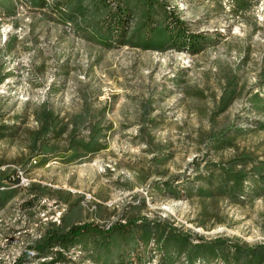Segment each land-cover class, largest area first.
Wrapping results in <instances>:
<instances>
[{"label":"rangeland","instance_id":"obj_1","mask_svg":"<svg viewBox=\"0 0 264 264\" xmlns=\"http://www.w3.org/2000/svg\"><path fill=\"white\" fill-rule=\"evenodd\" d=\"M5 1L0 172L20 182L1 187L14 194L0 205V264H103L79 250L27 255L50 231L75 223L132 219L129 246L141 264L163 259L153 240L143 245L142 226L194 243L264 244V197L237 205L163 188L183 180L196 194L207 163L264 160V111L253 102L256 95L264 100V0L171 2L187 29L206 38L196 52L132 45L141 37L138 11L128 34L133 43L120 45L98 0H49L45 8ZM96 125L105 135L99 150L72 158V141H89ZM227 139L234 146L217 150ZM165 264L188 261L176 253Z\"/></svg>","mask_w":264,"mask_h":264},{"label":"trees","instance_id":"obj_2","mask_svg":"<svg viewBox=\"0 0 264 264\" xmlns=\"http://www.w3.org/2000/svg\"><path fill=\"white\" fill-rule=\"evenodd\" d=\"M134 1L98 0V4L105 5L109 12L107 25L120 45L133 43V38L128 39V34L131 28L130 22L134 16L136 17V13L139 14L136 32L141 37L137 43L132 44L134 46L144 49L157 48L162 51L174 49L179 52H196L198 42L206 39L205 37L204 40L200 39L196 33L187 29L182 19V9L177 3H174L173 7L170 6L175 0H136L138 4L135 6ZM69 3L72 4L70 0L61 1V4ZM34 4L45 8L49 0H34ZM6 5L5 0H0V10H7ZM234 5H239L238 0L234 1ZM243 9L244 6L237 8L238 11ZM230 99L225 102L223 108L229 104ZM253 102L264 111V100L259 95L254 97ZM63 132L64 129L57 131L58 136ZM104 136L102 129L96 125L91 129L89 141L73 140L72 158H83L98 151L99 140ZM233 146V142L227 139L217 144L216 148L224 150ZM205 170V173L196 176V180L200 182L196 194H193L194 186L182 179H179L182 180L180 183H169L163 188L173 193L183 191L190 197L197 195L201 199H225L237 205L245 204L257 197H264V160L258 161L249 155H243L228 161L209 162ZM3 180L19 183L20 177L17 174L11 176L0 172V205L6 204L14 194L11 188H1L5 186ZM135 224L132 219L126 223H114L109 227L95 223H75L64 230L50 231L35 246L29 248L30 252L27 255L33 252L40 257L50 252L62 256L79 250L96 263L141 264L140 253H134V249L129 246V238L134 233ZM157 226L156 228L142 226L138 236L144 246L153 240L162 248L163 259L158 264H165L166 260L176 253L185 255L188 264H196L197 261L209 264L211 258L220 259L225 264H264V244L228 245L227 242L219 239L194 243L186 236H180Z\"/></svg>","mask_w":264,"mask_h":264},{"label":"built area","instance_id":"obj_3","mask_svg":"<svg viewBox=\"0 0 264 264\" xmlns=\"http://www.w3.org/2000/svg\"><path fill=\"white\" fill-rule=\"evenodd\" d=\"M36 161V160H35ZM110 225H107V227H109Z\"/></svg>","mask_w":264,"mask_h":264}]
</instances>
